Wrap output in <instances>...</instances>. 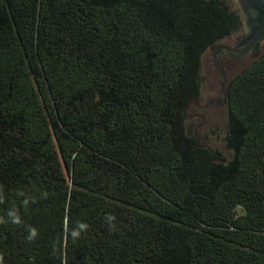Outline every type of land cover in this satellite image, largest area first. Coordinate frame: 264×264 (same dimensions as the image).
Masks as SVG:
<instances>
[{
    "label": "trees",
    "instance_id": "trees-1",
    "mask_svg": "<svg viewBox=\"0 0 264 264\" xmlns=\"http://www.w3.org/2000/svg\"><path fill=\"white\" fill-rule=\"evenodd\" d=\"M242 26L225 0H0V264H264V50L227 82L229 153L188 122Z\"/></svg>",
    "mask_w": 264,
    "mask_h": 264
},
{
    "label": "rangeland",
    "instance_id": "rangeland-1",
    "mask_svg": "<svg viewBox=\"0 0 264 264\" xmlns=\"http://www.w3.org/2000/svg\"><path fill=\"white\" fill-rule=\"evenodd\" d=\"M230 8L241 15L243 26L239 32L228 39L213 44L206 52L204 57L203 74L204 80L202 85L201 96L198 100H193L188 108L189 125L192 130L199 136L201 143H209L214 148L225 150L224 136L227 131V109L224 104L212 102L206 103L212 98L223 99V92L221 90L222 72L218 68L220 66L219 59L222 58V51H218L219 57L216 64L213 56V49L220 44L233 46L238 42V38L242 37L245 31L244 14L238 0H225ZM264 50V41H262L261 49L255 56L245 54L240 56L232 64L222 66L228 80L242 67L250 64L260 52ZM225 57V56H224ZM215 131V132H214Z\"/></svg>",
    "mask_w": 264,
    "mask_h": 264
},
{
    "label": "water",
    "instance_id": "water-1",
    "mask_svg": "<svg viewBox=\"0 0 264 264\" xmlns=\"http://www.w3.org/2000/svg\"><path fill=\"white\" fill-rule=\"evenodd\" d=\"M238 2L245 16V35H243V37L248 36V38L237 48H231L230 46L224 44L217 45L213 49L215 64L218 58H220L218 51H225L223 53L229 51L234 53L236 58H239L245 54L255 56L259 53L262 41H264V0H238ZM218 68L222 72L221 90L223 92V99L220 100L221 106L222 104H225L227 100V81L225 72L222 69V65L220 64ZM216 101L219 100L210 99L206 105Z\"/></svg>",
    "mask_w": 264,
    "mask_h": 264
},
{
    "label": "flooded vegetation",
    "instance_id": "flooded-vegetation-1",
    "mask_svg": "<svg viewBox=\"0 0 264 264\" xmlns=\"http://www.w3.org/2000/svg\"><path fill=\"white\" fill-rule=\"evenodd\" d=\"M243 35H245V34H243ZM247 38H248V36L239 37L238 42L235 45L231 46V48H237V47H239L240 45H242L244 43L245 40H247ZM223 52H225V51H223ZM223 52H222V58L219 59V63L222 66H225L227 64H232L233 62H235L238 59V58H236L234 56L235 55L234 53H231L229 51L226 52V53H223ZM212 99H218L219 100V98H212ZM198 100L199 99L197 98L196 101L198 102ZM216 102L220 103V100L219 101H216ZM216 102H214V103H216Z\"/></svg>",
    "mask_w": 264,
    "mask_h": 264
}]
</instances>
